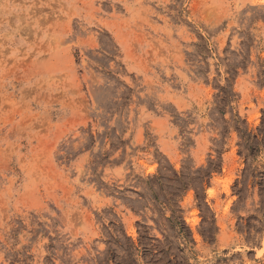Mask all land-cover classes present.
Masks as SVG:
<instances>
[{"label": "rangeland", "instance_id": "1", "mask_svg": "<svg viewBox=\"0 0 264 264\" xmlns=\"http://www.w3.org/2000/svg\"><path fill=\"white\" fill-rule=\"evenodd\" d=\"M254 254L264 0H0V264Z\"/></svg>", "mask_w": 264, "mask_h": 264}, {"label": "crops", "instance_id": "2", "mask_svg": "<svg viewBox=\"0 0 264 264\" xmlns=\"http://www.w3.org/2000/svg\"><path fill=\"white\" fill-rule=\"evenodd\" d=\"M237 70H238V73L235 76L236 85L245 84V81L242 80V78H243L242 73L239 72V67L237 68ZM225 163L230 165V167L236 163L235 159L231 155V151L227 152V158L225 160ZM218 224H219V227L221 229H232V228H234V223L228 218L224 219L222 221H219ZM252 259L253 260H251V261H253L255 264H264V259L257 258L256 254L253 255ZM244 260H245V258H244Z\"/></svg>", "mask_w": 264, "mask_h": 264}]
</instances>
